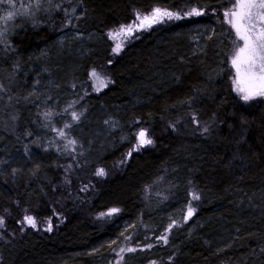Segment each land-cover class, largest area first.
<instances>
[{"label": "trees", "instance_id": "trees-1", "mask_svg": "<svg viewBox=\"0 0 264 264\" xmlns=\"http://www.w3.org/2000/svg\"><path fill=\"white\" fill-rule=\"evenodd\" d=\"M185 3L206 4L217 11H206L200 17L183 19L146 34L114 63V85L93 99L96 107L102 105L113 113L119 112L117 117L124 123L139 117V126H147L156 135L152 149L134 155L121 176L99 189L92 211L117 207L121 215L101 225L75 215L52 234L41 236L30 231L15 245H1L0 264H85L103 253L112 254L116 244L109 245L108 241L119 236L121 223L134 224L146 186L171 168L184 170L186 176L185 164L197 187L214 198V203L200 214L206 224L204 232L217 230V224L228 225L233 232L222 253L196 240L180 244L178 258L170 264H264V212H255V208L264 209V105H242L231 87V42L222 14L230 0H83L77 13L84 10L86 15L61 32L49 34L47 29L40 26L36 30L29 23L18 28L11 37L15 50H4L10 54L0 62V82L11 86L16 94L20 91V99L28 105L26 102L35 94L36 77L51 69L52 64L58 65L59 59L50 61L54 38L68 37L76 31L102 37L106 23L128 20L133 8L148 11L157 4L179 8ZM64 7L69 4L64 3ZM96 42L86 46L85 55L81 54L84 48L79 49L81 56L76 55L75 60L81 70L98 54L106 53L101 48L103 41ZM17 63L18 68L14 67ZM36 99L34 104H40ZM26 110L12 129L0 120V159L7 161L0 166V213H10L11 229L24 211L36 214L48 208L43 196L49 192L50 197L53 195L52 180L62 173L59 165L64 161L58 155L46 156L41 146L36 149L31 145L30 153L24 152L27 144L23 140L36 134V129L28 126ZM193 111L201 125L210 124L208 134L195 124ZM242 117L247 118L246 125ZM29 131L32 135H28ZM242 132L245 140L237 144ZM133 137L134 133L129 146ZM36 163L41 167L38 175L32 176L29 170ZM13 167L23 171L15 176L6 174ZM216 218L223 223L216 222ZM93 248L97 249L95 253Z\"/></svg>", "mask_w": 264, "mask_h": 264}, {"label": "rangeland", "instance_id": "rangeland-1", "mask_svg": "<svg viewBox=\"0 0 264 264\" xmlns=\"http://www.w3.org/2000/svg\"><path fill=\"white\" fill-rule=\"evenodd\" d=\"M65 3L67 4L68 0H65ZM135 10V8L132 9L128 20L120 23L131 22L135 16ZM43 18L47 19V17ZM188 18L191 17H185L183 19ZM54 19L55 27H53L52 22L49 21L48 23L34 27V29L37 30L41 26L47 29V31H44L47 33L49 32V34H55L65 29L61 27V22L64 19L62 12L56 14ZM181 20L166 21L153 25L151 29L137 30L134 34L135 38L128 39L119 36L115 38L109 36V29L116 28L120 23H106L102 30V37H98L96 34L91 33L76 37L73 32L70 36L66 37L62 43L60 41L61 36L54 38L53 54L51 53L53 56L50 57V61L54 59H59L60 61H57L58 65L56 66L52 64V66H50L51 69L46 70L47 72L43 70L41 77H36L37 80L33 83V93L35 94L26 102L28 105L23 103L20 99V91L16 94L11 90V86L4 84L7 90H0V120L8 123L10 129H12L20 118H22V111L27 108L25 116L30 120L28 126L35 128L36 134L34 138L28 136L23 141L26 142L28 146L32 145V148L37 149L38 146H41L45 150L46 156L58 155L60 158H64V161L62 162L61 160L59 165V169L61 168L62 173L52 180L53 183H55L54 187L51 189V194L53 193V195L50 197L49 192L48 195L43 196V201L48 207L47 209L38 210L36 214L34 212L24 211L21 215V219L17 221L16 227L13 229H11L8 224L10 213H5V211L0 213V215L5 216L6 222V227L0 228V231H3L8 237L7 240L0 238V247L3 244L15 245L30 231L41 236L52 234L60 228H63L68 220L75 215H79L81 218H89L93 221L94 225H101L106 222L114 221V219L121 215V209L118 213L104 217L99 216V212L95 213L92 211L93 205L99 194V189L106 182L121 176L129 166L131 158L134 155L152 149L155 144L146 145L139 150H134L132 157L127 158L126 153L134 147L136 133L139 127L147 126H139V121L136 119L126 120L124 123L117 117L119 116V112L113 113L111 110L109 111L102 107V105H99L98 108L95 106L93 99L96 96H100L114 85L115 77L113 65L128 47L141 40L146 34L152 32V30L178 23ZM31 27L33 26L31 25ZM224 28L228 34L230 26L226 21H224ZM97 40L103 41L101 48L102 51L104 49L106 53L103 55L98 54L97 58L93 60L94 62H90L85 69L81 70L82 68L76 63V55L81 56L82 53L85 55V53L88 52L85 51L86 46H94L97 44ZM121 42L124 44V47L119 53H114L113 48L117 43ZM80 48H84L81 50V54L79 51ZM8 54L10 53H4L3 46L0 45V62ZM109 59L113 61L111 64L108 63ZM92 68H95L97 72L100 73L101 77L110 76L114 83L108 82L107 87H104L101 83L99 84L100 90L96 91L97 82L90 78ZM233 74L234 69L232 68V76ZM232 76L231 87L233 92L242 105L249 107L240 99L239 94L235 91L232 85ZM11 78L13 79V76L10 77V79ZM0 80H2L1 73ZM73 84H75L76 87H73ZM85 89H87V92H85ZM9 96L12 97L11 101L8 99ZM36 96L42 98H38L37 100L35 98ZM35 99L36 103L40 104H34ZM73 101L76 102L74 105L75 109L83 112L81 120L75 123L71 129V134L76 136L83 145V147L79 144L77 145V153H79V155L76 153L68 154L67 152H58L54 145L52 147H47L49 141L55 136V133L50 127L44 126L45 120L41 115L45 109H54L53 121L57 127H63L64 121L70 120V115L65 114L63 110L66 105ZM70 111L71 109H69V112ZM13 116H17L18 118L13 120ZM35 118L38 119V121H36ZM26 121L28 122V120ZM148 130L149 135L153 136L156 142L155 133L149 128ZM66 131L68 130L66 129ZM132 133H134L133 142L129 146ZM37 138H39L37 143H31V141L37 140ZM55 142L61 145L64 143L59 137L56 138ZM121 161H123V163H121ZM69 164L72 165L71 168L68 167ZM100 167L105 168L107 175L97 174ZM188 167L187 164L183 166V169L186 168L189 173H187L186 176L183 175L184 170L182 169L180 171L176 168H171L165 171L163 176L151 185V192L146 194L144 190L143 194L140 196L142 209L134 222L135 228L132 232H127L126 234H132V240L130 241L132 244L138 242L141 244L152 243L154 246L151 249H138L135 253H127L126 264H149L151 260H156L158 264L174 263L176 258H178L177 255H179L177 250L179 245L189 242L194 243L196 240H202L201 242H203L208 249L218 254L226 250V244L228 239L232 237L233 229L227 227L228 225L217 224V230H207L204 232V230H206L204 229L206 224L200 220V214L202 209L210 207L211 204L214 203V198L208 194H203L197 187L194 180L189 177L192 171ZM66 175L71 181L70 183L65 181ZM84 185H87L86 190L83 187ZM193 185L200 190L201 195L199 200H192L190 189ZM157 193H163L164 195H157ZM165 196L167 198H165ZM57 197H59V201ZM189 201L192 202L196 211L191 218L183 220L182 216L187 214V204ZM106 211L107 210L103 212ZM255 212L261 215L264 209L255 208ZM25 214L36 216L38 223L37 228H32L30 225H27L26 222H24L23 225L21 224ZM49 219L52 223L51 231L47 228ZM172 219H176L180 223L173 227L169 233V243L165 245L159 242L157 237L164 231ZM215 220L216 222L221 221L220 218H216ZM220 223H223V220ZM126 225L127 223L118 225L119 227H123L122 229L120 227L119 235L125 230ZM143 225H147L148 227L145 228ZM127 231H129V228ZM13 232H15V235H13ZM153 233H155V235H153ZM146 236L147 239H145ZM120 241H123V237H120ZM120 241L114 248L119 246ZM170 255H173V260H168ZM117 256V252H112V254L103 253L85 264H113ZM2 259L0 248V263Z\"/></svg>", "mask_w": 264, "mask_h": 264}, {"label": "snow or ice", "instance_id": "snow-or-ice-1", "mask_svg": "<svg viewBox=\"0 0 264 264\" xmlns=\"http://www.w3.org/2000/svg\"><path fill=\"white\" fill-rule=\"evenodd\" d=\"M65 0H0V45L3 46L4 50L14 51L15 45L11 39L13 35L16 34L18 28H22L25 24L30 23L33 27L38 25L52 22V26L55 27V19L57 12H63L64 19L61 22L62 28H67L68 26L74 25L75 22L79 21L81 17L86 15V11L81 10L77 13V8L83 3V0H77V3H73V0H68L69 7H64ZM206 11L216 12V8H208L206 4L200 3H185L179 8L165 7L159 4L153 6L150 11H142L140 9L135 10V16L129 23H120L116 28L109 29V36L115 38L117 36L124 39L135 38L134 34L137 30L151 29L153 25L173 20H181L185 17H200ZM223 20L230 26L228 30V39L231 42V49L228 53L231 67L234 69V74L232 76V85L235 91L239 94L240 99L249 107H255L258 105H264V0H230L227 6L223 9ZM47 17V19L43 18ZM84 33L80 31L75 32L76 37L83 36ZM211 35H216V31L213 28ZM66 39V36H61V43ZM11 46V47H10ZM124 44L117 43L113 48L114 53H119ZM46 54V53H42ZM183 59V57L181 58ZM113 61L108 60L111 64ZM14 67H19V64H15ZM90 78L97 82L96 91L100 90L99 84H103L107 87L108 82L114 83L110 76L101 77L100 73L97 72L95 68L91 69ZM73 87H76L73 84ZM0 90H7L5 85L0 82ZM87 92V89H85ZM31 95V93L29 94ZM11 101L12 97H8ZM27 99V98H26ZM191 102L192 97L188 98ZM75 101L69 103L64 108L63 112L70 115V120H65L63 127H57L53 121L54 109H45L41 115L45 120V127H50L55 133V136L49 141L47 147L55 146L56 150L61 153L67 152L68 154L77 153V145L81 147L83 145L80 143L76 136L71 134V129L73 125L81 120L83 115L82 111H77L74 107ZM69 109L71 111L69 112ZM193 117L195 118V124L199 127V130L205 134L210 132V124L205 122L201 125V121L198 118V114L193 111ZM215 115V114H213ZM17 116H13L12 119H17ZM136 119H140L136 117ZM247 118L242 117V124H247ZM172 128H176V124L173 123ZM66 129L68 131H66ZM28 135H32L31 131ZM59 137L63 140V144L56 143V138ZM245 140L244 132L241 133L240 140L237 144ZM37 140L31 141V143H37ZM155 144V139L153 136L149 135V130L147 127H139L136 133V140L134 147L130 149L126 156L131 158L134 150H139L141 147L146 145ZM31 149L28 145H25L24 152L30 153ZM7 161L0 159V166L6 164ZM123 163V161H121ZM69 164V168H71ZM40 164L36 163L30 173L32 176H37L40 170ZM23 171L21 168L13 167L8 175H17L19 172ZM98 175H107L105 168L100 167L97 171ZM65 181L70 183L68 176H65ZM191 183V182H190ZM85 190L87 185L83 186ZM152 190L151 185L146 186L145 192L150 193ZM192 200H199L200 190L192 186L190 189ZM157 195H164L163 193H157ZM165 198H167L165 196ZM19 204V201L16 202ZM7 211V210H6ZM120 211L117 207L108 208L106 212H99L98 215L101 217L109 216ZM196 209L193 207L191 201L187 204V214L182 216L183 220H187L193 216ZM26 222L32 228H37V218L34 215L25 214L21 224ZM180 223L176 219H172L164 231L157 237L159 242L167 245L169 243V233L175 225ZM147 228V225H143ZM6 227L5 216L0 215V228ZM47 228L49 231L52 230V223L49 219L47 223ZM128 228H135V224H127L125 230L120 233V235L115 240L108 241L109 245H115L120 241V237H123V241H120L117 248H113V252H117L118 256L113 261V264H126V254L135 253L138 249H151L153 248L152 243H136L132 244V234H126ZM15 235V232H13ZM155 235V233H153ZM0 238L7 240L8 237L3 231H0ZM147 239V236L145 237ZM96 248L92 249L95 253ZM173 255L168 257V260H173ZM149 264H158L156 260L149 261Z\"/></svg>", "mask_w": 264, "mask_h": 264}]
</instances>
